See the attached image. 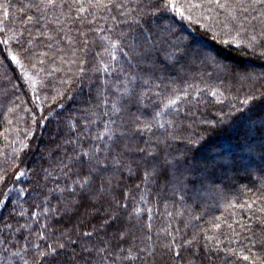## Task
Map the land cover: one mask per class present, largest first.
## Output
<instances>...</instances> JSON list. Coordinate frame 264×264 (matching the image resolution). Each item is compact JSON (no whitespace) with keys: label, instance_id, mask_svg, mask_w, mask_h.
<instances>
[{"label":"snow or ice","instance_id":"snow-or-ice-1","mask_svg":"<svg viewBox=\"0 0 264 264\" xmlns=\"http://www.w3.org/2000/svg\"><path fill=\"white\" fill-rule=\"evenodd\" d=\"M177 16L222 45L264 58V0L0 2V67L4 76L13 73L10 83L23 81L35 95L44 83L40 73L51 75L46 62L64 63L70 55L74 71L61 80L67 87L58 89L52 102L73 83L80 91L96 84L95 99L66 118L58 151L48 149L33 161L26 135L10 155L2 154L0 213L7 215H0V264H264V118L248 130L259 134V141L247 140L246 133L241 146L258 154L260 163L258 187L247 189L251 203L239 207L251 211L259 202L260 215L253 212L241 231L228 224L227 243L223 232L186 231L191 221L202 219L195 212L201 190L219 193L211 178L238 159L236 153L213 154L201 141L231 127L238 112H264V91L253 87L242 99L235 96L239 107L230 102L229 112L221 109L201 120L204 127L193 138L192 124L184 120L194 113L189 108L181 117L178 103L190 101L192 93L168 73L186 76L197 66L210 70L209 78L222 77L229 88L232 81L243 85L260 78L223 63L199 42L184 44L175 30ZM17 20L19 27L9 26ZM91 45L100 50L89 59ZM10 103L12 113L18 105ZM177 140L182 150L174 149ZM198 147L208 155L197 159ZM239 162L244 165L242 156ZM228 206L237 207L233 201ZM161 208L163 215L180 218L184 228L154 224ZM218 219L211 221L213 229L221 228Z\"/></svg>","mask_w":264,"mask_h":264},{"label":"trees","instance_id":"trees-1","mask_svg":"<svg viewBox=\"0 0 264 264\" xmlns=\"http://www.w3.org/2000/svg\"><path fill=\"white\" fill-rule=\"evenodd\" d=\"M0 2H3V0H0ZM13 2H16V0H13ZM202 22L212 23L213 21L205 20ZM9 26L12 28L19 27V21L17 20L15 24ZM100 26L107 27L103 22H100ZM175 30L177 37L183 38L184 44H192L193 47H196L193 42H200L208 50L214 52L223 63L236 70L250 72L260 78L254 82H245L243 85L232 81L229 88L228 83H221L222 77L217 79L214 74L209 78L206 71L210 70L197 66H193L186 76L185 73H179V75L176 72L168 73V75L177 79L178 87H186L192 93L190 101L178 103L181 117L189 108L194 113V115H189L184 120V124H192L188 132L193 134V138H195V134H198L204 127L200 121L206 118H214L215 114L221 109L225 113L229 112L230 102L237 103L234 99L235 96L239 95L242 99L244 92L253 87L259 91H264V87H262L264 85V58L254 54L250 49L237 48L235 45H222L219 41L213 40L210 34L206 35L203 28L193 25L187 20H181L178 16L176 17ZM72 35L75 37L76 33L73 32ZM93 35V33H89V38L91 39ZM224 38L229 39L227 36ZM99 50L95 45H91L89 59H92L95 52ZM69 58L70 55H65L64 63H60L57 59L54 65L46 62L44 67L51 75L40 73L44 83L35 94L40 96V100L35 99V95L23 81L13 80L10 83L8 77H12L13 73L8 72V75L4 76V69L0 67V159H2L3 153L10 155L12 153L11 146H18L19 141L24 140L26 135L28 136L27 142L31 145L33 161L37 160L41 154L46 153L48 149L55 153L58 151L56 145L62 143V135L66 132L64 127L66 118L69 115L79 114L82 108L86 106L84 104L85 100L95 99L96 84L93 81L90 85L91 91L89 87H85L83 91H80L81 85L73 83L71 90L66 92L63 98H59L56 103L52 102V97L56 95L57 90L67 87V85H61V80L71 78L72 71H74V68L67 63ZM246 65L251 67L246 69ZM57 68L60 70H56ZM202 77L205 82H202ZM180 78H185L186 83L181 84ZM13 83L22 84L23 86L13 89ZM210 88L217 92V96L211 94ZM13 92H15V96L12 95ZM197 92H200L199 96L196 95ZM16 97H19V99ZM45 97L48 99H44ZM197 100L200 101L198 104L196 103ZM10 101H15V104L18 105L12 113L8 111L13 106ZM38 104L43 108V112L37 107ZM237 106L239 107L238 103ZM34 116L37 120L36 124H33ZM41 116L47 117V120H41ZM262 118H264V112L259 109L255 113L238 112L232 117L231 127L209 132L205 139L201 141V144L212 146L213 154L222 153L224 158H230L232 153H236L238 159L235 166L218 169L215 176L211 178L215 187L220 189L219 193L211 189L208 191L201 190V194L204 193L206 196H201L200 203L195 206V212L201 215L202 219L191 221L186 229L187 232L200 231L205 228L218 233L223 232L224 235L221 236V239L227 243V236L231 234L227 228L228 224H231L237 231H241L240 224L249 223V218L253 212L260 215L258 211L259 202L252 206L251 211L241 208L239 205L244 204L245 201L251 203L248 200L251 193L247 189L258 187L257 177L260 163L258 154L242 151L241 146L246 143V133H248L249 128L258 125L259 120ZM259 139V134L255 132L248 133L247 140L258 142ZM173 147L182 150L184 145L177 140L174 142ZM194 155L197 159H200L208 153L198 147ZM241 156L244 158V165L239 162ZM228 201L235 202L237 207H229ZM168 210L172 211L173 209L169 207ZM163 211V208H161V214L157 215V218L153 221L154 224L160 227L171 224L172 227L184 228L180 218L173 219L163 215ZM0 215H7V211L0 213ZM214 218H219L216 221L221 224L219 230L212 228L211 221ZM252 226L258 227L259 225L253 221Z\"/></svg>","mask_w":264,"mask_h":264},{"label":"rangeland","instance_id":"rangeland-1","mask_svg":"<svg viewBox=\"0 0 264 264\" xmlns=\"http://www.w3.org/2000/svg\"><path fill=\"white\" fill-rule=\"evenodd\" d=\"M200 43V42H199ZM202 44V43H201ZM251 66L250 65H246L245 68L249 69ZM201 196L205 197L206 195L204 193L201 194ZM208 197V196H207Z\"/></svg>","mask_w":264,"mask_h":264}]
</instances>
